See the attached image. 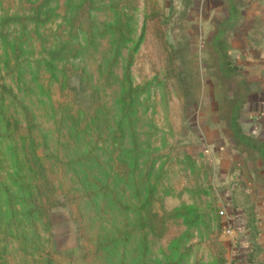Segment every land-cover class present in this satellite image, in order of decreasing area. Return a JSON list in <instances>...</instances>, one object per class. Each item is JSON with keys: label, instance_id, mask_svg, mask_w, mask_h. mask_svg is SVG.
<instances>
[{"label": "rangeland", "instance_id": "374dc122", "mask_svg": "<svg viewBox=\"0 0 264 264\" xmlns=\"http://www.w3.org/2000/svg\"><path fill=\"white\" fill-rule=\"evenodd\" d=\"M214 3L0 0V264H230L221 169L189 153Z\"/></svg>", "mask_w": 264, "mask_h": 264}, {"label": "crops", "instance_id": "0c3cea01", "mask_svg": "<svg viewBox=\"0 0 264 264\" xmlns=\"http://www.w3.org/2000/svg\"><path fill=\"white\" fill-rule=\"evenodd\" d=\"M207 10L208 113L189 153L221 169L230 264H264V0H215Z\"/></svg>", "mask_w": 264, "mask_h": 264}, {"label": "trees", "instance_id": "16d2710c", "mask_svg": "<svg viewBox=\"0 0 264 264\" xmlns=\"http://www.w3.org/2000/svg\"><path fill=\"white\" fill-rule=\"evenodd\" d=\"M127 79V76L125 77ZM124 95L122 96V99ZM36 142L31 132L28 133V143L24 149V162L28 166L29 170L33 173L34 177L45 187L52 192V187L49 184L47 171L36 152Z\"/></svg>", "mask_w": 264, "mask_h": 264}, {"label": "built area", "instance_id": "2783aa9c", "mask_svg": "<svg viewBox=\"0 0 264 264\" xmlns=\"http://www.w3.org/2000/svg\"><path fill=\"white\" fill-rule=\"evenodd\" d=\"M225 233H226L228 236H231V235H232V230H231V227H229V225H226V226H225Z\"/></svg>", "mask_w": 264, "mask_h": 264}]
</instances>
